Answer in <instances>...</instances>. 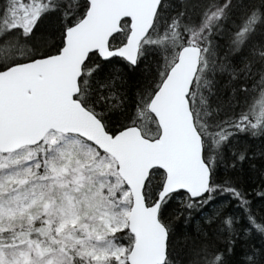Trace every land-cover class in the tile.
Masks as SVG:
<instances>
[{"label": "snow or ice", "instance_id": "6c2138e0", "mask_svg": "<svg viewBox=\"0 0 264 264\" xmlns=\"http://www.w3.org/2000/svg\"><path fill=\"white\" fill-rule=\"evenodd\" d=\"M0 264H264V0H0Z\"/></svg>", "mask_w": 264, "mask_h": 264}]
</instances>
